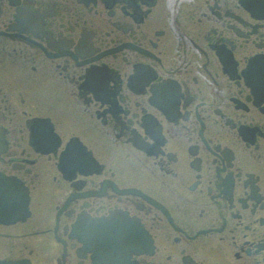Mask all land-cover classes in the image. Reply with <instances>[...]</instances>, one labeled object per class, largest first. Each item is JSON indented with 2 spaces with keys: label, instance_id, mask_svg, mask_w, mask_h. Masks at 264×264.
Here are the masks:
<instances>
[{
  "label": "flooded vegetation",
  "instance_id": "1",
  "mask_svg": "<svg viewBox=\"0 0 264 264\" xmlns=\"http://www.w3.org/2000/svg\"><path fill=\"white\" fill-rule=\"evenodd\" d=\"M0 264H264V0H0Z\"/></svg>",
  "mask_w": 264,
  "mask_h": 264
},
{
  "label": "water",
  "instance_id": "2",
  "mask_svg": "<svg viewBox=\"0 0 264 264\" xmlns=\"http://www.w3.org/2000/svg\"><path fill=\"white\" fill-rule=\"evenodd\" d=\"M103 230H105L104 228H103ZM103 241H104V239H102Z\"/></svg>",
  "mask_w": 264,
  "mask_h": 264
}]
</instances>
